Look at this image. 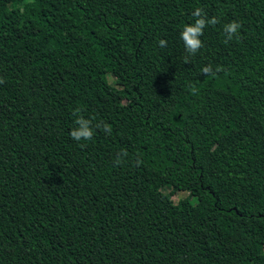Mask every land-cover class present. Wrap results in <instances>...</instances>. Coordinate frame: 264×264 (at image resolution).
<instances>
[{
  "label": "trees",
  "instance_id": "16d2710c",
  "mask_svg": "<svg viewBox=\"0 0 264 264\" xmlns=\"http://www.w3.org/2000/svg\"><path fill=\"white\" fill-rule=\"evenodd\" d=\"M0 81V264H264V0H0Z\"/></svg>",
  "mask_w": 264,
  "mask_h": 264
},
{
  "label": "clouds",
  "instance_id": "9594fccd",
  "mask_svg": "<svg viewBox=\"0 0 264 264\" xmlns=\"http://www.w3.org/2000/svg\"><path fill=\"white\" fill-rule=\"evenodd\" d=\"M197 19L195 20L194 24L186 25L181 32V40L184 43V47L186 52L190 56L196 55L201 48H203V42L200 39V37L203 35V30L208 25H215L219 23L216 17H212L211 19H208L206 16V13L203 12L202 9L197 8L195 12L193 13ZM241 29V24L239 22L233 21L226 25H224V33L226 34L227 42L228 40L233 39V37L239 35V30ZM160 47H166L167 42L165 40L159 41ZM187 59V57H186ZM220 70V69H217ZM203 73L207 74L211 72V69L208 67H205L203 70ZM3 81H0L2 83ZM196 90L193 89V94H195ZM80 110L77 109L74 112V115L78 113ZM75 124L77 127L73 128L70 132V136L73 140L79 142L81 140L84 141H90L93 139L94 136V130L92 127V123L90 120L85 119L82 116H78ZM96 127H100V125H97ZM103 130L105 132L110 133L111 132V126L104 124ZM122 156H127L126 152L121 153Z\"/></svg>",
  "mask_w": 264,
  "mask_h": 264
},
{
  "label": "rangeland",
  "instance_id": "374dc122",
  "mask_svg": "<svg viewBox=\"0 0 264 264\" xmlns=\"http://www.w3.org/2000/svg\"><path fill=\"white\" fill-rule=\"evenodd\" d=\"M110 76L108 75V80H110ZM166 191V189H165ZM185 195L184 191L178 190L177 192H174L171 199L173 202H176L179 198H182ZM194 201V199H192Z\"/></svg>",
  "mask_w": 264,
  "mask_h": 264
}]
</instances>
